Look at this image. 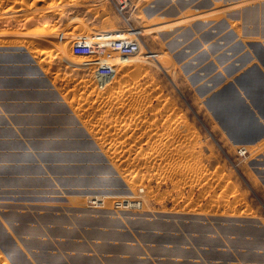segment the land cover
<instances>
[{
    "label": "rangeland",
    "instance_id": "obj_1",
    "mask_svg": "<svg viewBox=\"0 0 264 264\" xmlns=\"http://www.w3.org/2000/svg\"><path fill=\"white\" fill-rule=\"evenodd\" d=\"M131 2L134 11L121 17L108 0H0V51L20 48L17 60L29 53L45 69L36 86L18 90L49 82L40 102L62 108L51 114L61 121L38 125L35 137L77 128L83 137L60 152L100 153L103 164L89 165L111 174L106 191L79 196L76 171L51 175L43 165L22 187H0V264H264V139L235 144L206 106L244 72L264 73L253 52L264 46V0ZM129 27L141 32L143 49L112 70L91 62L93 53L127 42L56 39L111 32L106 39L118 40ZM11 117L1 115L3 127L30 150ZM43 152L59 151L33 155ZM138 190L140 210L111 208L109 198ZM105 196L101 209L86 204Z\"/></svg>",
    "mask_w": 264,
    "mask_h": 264
},
{
    "label": "crops",
    "instance_id": "obj_2",
    "mask_svg": "<svg viewBox=\"0 0 264 264\" xmlns=\"http://www.w3.org/2000/svg\"><path fill=\"white\" fill-rule=\"evenodd\" d=\"M225 2L230 5L229 1ZM150 13L154 14V12ZM253 45L249 46L250 48L253 46L255 58L264 66V57L261 56L264 49L263 43ZM235 48L237 47L235 46ZM238 48L245 49L246 44H242ZM19 52L20 48H12L8 52L0 51V66L9 62L11 64L10 68H0V117L6 113L12 114L10 123L19 133L21 129L24 130V133L21 130L22 133L20 134L26 138L25 141L30 150L24 149L20 141L7 130L9 128L3 127L0 118V169L9 167L4 175H0V187H22L30 179V175L43 174L39 170L43 165L51 175H70V173L76 171L77 180L75 184H77L78 190L75 192L78 196L93 189H96L93 193H99L100 190L101 192L106 191L107 189L102 190V188H104L105 183H108V179L103 176H110L111 174L104 171L102 166L96 168L89 165L90 162L103 164L104 160L101 158L100 153L92 155L84 152H71L69 154L60 152L71 144L69 142L70 138L83 137V132L81 135L79 133L77 135L75 131L77 128L54 129L47 135L39 138L35 137L34 132L38 125L57 124L61 121V118L55 119L51 117V114L61 112L62 108L58 104H42L40 102L45 96V89L51 87L49 82L42 83L41 86L44 88L36 92H21L18 90L19 87L36 86L40 82L38 76L45 74V69L39 66V63L31 58L28 52L26 59L17 60ZM3 55H6V57ZM225 71H230L228 66L225 67ZM225 71L223 70V73ZM227 75L230 76V73ZM25 100L38 101V103L27 104L24 103ZM206 106L215 116L221 130L235 144L254 145L264 139V73L261 72L259 67L258 70L251 69L244 72L233 83L212 94L206 101ZM22 114L24 116H21ZM68 121L66 123L71 125V120L68 119ZM64 139L67 140L60 142ZM89 145V143H81L79 148L85 151L90 149ZM37 149L58 150L59 152L47 154L43 152L33 155ZM31 150H33V154L30 152ZM36 163H39L38 166ZM73 163L82 166L79 169H69L68 167L54 165ZM30 164L36 166L34 171L29 170ZM68 182L70 181H65L64 185ZM109 186L113 187L111 184ZM95 221L97 220L93 222ZM59 222L61 221H57V224ZM100 234L96 233L95 236L98 237ZM63 235L68 238L69 233ZM100 239L103 240L104 238L100 237ZM119 240L122 239L119 238Z\"/></svg>",
    "mask_w": 264,
    "mask_h": 264
},
{
    "label": "built area",
    "instance_id": "obj_3",
    "mask_svg": "<svg viewBox=\"0 0 264 264\" xmlns=\"http://www.w3.org/2000/svg\"><path fill=\"white\" fill-rule=\"evenodd\" d=\"M110 4H112L115 12L120 15L121 17H126L128 15L129 11L131 13L134 11L135 7H133V4L131 0H108ZM133 7V8H132ZM195 12H199L198 9H195ZM129 16V15H128ZM115 33V32H113ZM119 33H123L124 39H106L111 38L109 34H112L111 32H100L96 33L95 35H92L90 38L87 36H78V35H69V33H59L56 37L57 41L60 43H68L76 45L81 42H91V44H97V42H106V41H125L127 42L126 46H121L120 44H117L118 46H110L106 47L105 49L95 52L92 55V61L93 63H98L100 67H102L104 70H112L119 65L117 62L120 58H126L130 56L137 55L141 53V50L143 49L142 43L139 40V37L141 35V32H139L137 29H134L132 27H129L128 29H125V31H119ZM106 39V40H103ZM129 44V45H128ZM91 50L86 51V53H91ZM155 54L151 52H146L143 54L145 60L152 61L151 57H153ZM90 62V63H91ZM240 155L245 154V150H239ZM142 190H138L137 192H133L127 196H119V197H112L110 198V205L111 208L115 211H132V210H140L143 205L142 201ZM86 204L89 207L98 208L101 209L105 206V202L103 200H98L96 198H88L86 200Z\"/></svg>",
    "mask_w": 264,
    "mask_h": 264
},
{
    "label": "bare ground",
    "instance_id": "obj_4",
    "mask_svg": "<svg viewBox=\"0 0 264 264\" xmlns=\"http://www.w3.org/2000/svg\"><path fill=\"white\" fill-rule=\"evenodd\" d=\"M171 1H172V0H171ZM173 1H174V0H173ZM210 16H211V15H210ZM212 31H213V30H212ZM212 31H211V32H212ZM29 39H30V38H29ZM61 79H62V78H61ZM63 81H64V79H63ZM64 83H65V82H64ZM82 83H83V82H82ZM85 85H86V84H85ZM83 103H84V102H83ZM80 108H81V107H80ZM106 195H107V194H106ZM126 195H127V194H126ZM107 198H108L107 196L102 197V200H103V199H107ZM109 199H110V198H109ZM98 200H100V199H98ZM142 201H143V200H142ZM114 211H115V210H114ZM118 212H119V211H118ZM132 212H135V211H132Z\"/></svg>",
    "mask_w": 264,
    "mask_h": 264
}]
</instances>
